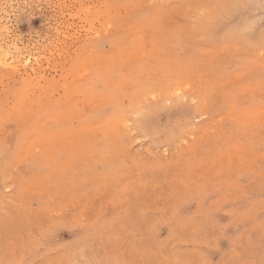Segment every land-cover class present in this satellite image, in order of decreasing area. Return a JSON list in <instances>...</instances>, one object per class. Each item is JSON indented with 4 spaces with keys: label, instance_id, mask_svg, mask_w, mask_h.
Listing matches in <instances>:
<instances>
[{
    "label": "rangeland",
    "instance_id": "obj_1",
    "mask_svg": "<svg viewBox=\"0 0 264 264\" xmlns=\"http://www.w3.org/2000/svg\"><path fill=\"white\" fill-rule=\"evenodd\" d=\"M1 57L0 264H264V0H0Z\"/></svg>",
    "mask_w": 264,
    "mask_h": 264
},
{
    "label": "bare ground",
    "instance_id": "obj_2",
    "mask_svg": "<svg viewBox=\"0 0 264 264\" xmlns=\"http://www.w3.org/2000/svg\"><path fill=\"white\" fill-rule=\"evenodd\" d=\"M124 18V17H123ZM119 21H120V23H119ZM123 21H125V20H123V19H121L120 20V18H119V16L118 15H116L115 16V22L114 23H117V24H115L117 27H120V26H123ZM117 30V29H116ZM152 30V29H151ZM153 31V30H152ZM4 61H3V58L1 57L0 58V64L1 63H3ZM138 87V86H137ZM130 89V88H129ZM129 89H127V90H129ZM135 89H137V88H135ZM68 91H69V89H68ZM130 92V91H129ZM131 92H132V90H131ZM156 94H157V92H155ZM157 95H159V94H157ZM137 96V95H136ZM134 97V96H133ZM132 98V97H131ZM136 100V99H135ZM129 106H130V108H133V109H137V112L138 111H140V109L141 110H143V109H146L147 108V106L145 107V103H142V102H137V103H133V100H129ZM145 107V108H144ZM122 108V107H121ZM120 108V109H121ZM139 109V110H138ZM136 112V111H135ZM205 113V112H204ZM131 114V113H130ZM145 114V113H144ZM145 116V115H144ZM124 118V117H123ZM122 118V119H123ZM119 121V120H118ZM127 121V120H126ZM122 122V121H121ZM137 123V122H136ZM132 125V124H131ZM137 125H138V123H137ZM131 130V129H130ZM133 131V130H132ZM159 134V133H158Z\"/></svg>",
    "mask_w": 264,
    "mask_h": 264
}]
</instances>
